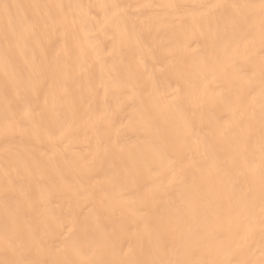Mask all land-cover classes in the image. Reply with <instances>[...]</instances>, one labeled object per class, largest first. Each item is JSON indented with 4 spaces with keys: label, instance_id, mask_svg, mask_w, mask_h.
Returning a JSON list of instances; mask_svg holds the SVG:
<instances>
[{
    "label": "bare ground",
    "instance_id": "1",
    "mask_svg": "<svg viewBox=\"0 0 264 264\" xmlns=\"http://www.w3.org/2000/svg\"><path fill=\"white\" fill-rule=\"evenodd\" d=\"M261 2L0 0V264H264Z\"/></svg>",
    "mask_w": 264,
    "mask_h": 264
},
{
    "label": "snow or ice",
    "instance_id": "2",
    "mask_svg": "<svg viewBox=\"0 0 264 264\" xmlns=\"http://www.w3.org/2000/svg\"><path fill=\"white\" fill-rule=\"evenodd\" d=\"M5 7H7V6H5ZM261 13H262V15H264V0H262V2H261ZM19 264H23V262H19ZM177 264H179V262H177Z\"/></svg>",
    "mask_w": 264,
    "mask_h": 264
}]
</instances>
